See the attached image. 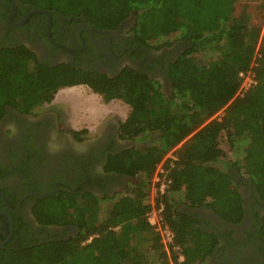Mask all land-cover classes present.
Listing matches in <instances>:
<instances>
[{"label":"trees","instance_id":"1","mask_svg":"<svg viewBox=\"0 0 264 264\" xmlns=\"http://www.w3.org/2000/svg\"><path fill=\"white\" fill-rule=\"evenodd\" d=\"M21 1L51 14L81 16L98 29L117 28L133 11L138 46L158 49L178 40L189 47L165 62L169 95L158 80L131 67L110 77L65 62H40L25 46L0 47V119L8 107L32 113L51 103L60 89L86 85L105 103L120 99L128 105L119 124L120 139L155 138L150 145H132L106 157L105 173L136 180L117 199L68 190L37 198L32 214L38 224H74L78 232L69 239L40 244L8 242L0 246V264L202 262L216 244V236L201 226L196 213L179 211L177 204L208 208L221 220L239 222L245 209L230 173L233 168L264 201V36L260 37V25L251 23L245 8L236 14L237 0ZM173 33L176 38L167 39ZM248 70L255 84L240 93L239 73ZM79 133L86 135L87 130ZM222 134L231 159L225 158L227 152L220 146ZM170 150L175 158L163 161V193L160 183H155V207L162 204L164 224L174 233L167 251L147 213L152 208L149 191L156 168ZM220 162L224 168L218 166ZM260 235L264 238V218Z\"/></svg>","mask_w":264,"mask_h":264},{"label":"flooded vegetation","instance_id":"2","mask_svg":"<svg viewBox=\"0 0 264 264\" xmlns=\"http://www.w3.org/2000/svg\"><path fill=\"white\" fill-rule=\"evenodd\" d=\"M14 3L12 11L11 0H0V47L25 46L40 62H65L110 77L124 67H131L158 80L162 91L167 93L170 81L165 62L174 60L189 47L178 40L169 50L165 46L158 49L138 46L133 11L117 28L98 29L81 16L51 14L21 0ZM37 10H46L50 16ZM48 26L53 42L47 36ZM68 108L54 101L32 113L8 107L0 119L2 245L11 241L40 244L69 239L78 232L74 224H38L32 208L39 197L68 190L87 191L100 199L115 200L136 182L133 177L107 174L103 170L110 153L133 145V141L119 137L122 119L106 114L96 124L92 121L87 126H74ZM83 129L87 130L86 135L79 133ZM230 173L243 196L245 213L239 222L221 220L208 208L176 205L179 211L196 213L201 226L216 236L211 252L197 264H264V238L260 235L264 201L235 168ZM179 259H183L180 253Z\"/></svg>","mask_w":264,"mask_h":264},{"label":"rangeland","instance_id":"3","mask_svg":"<svg viewBox=\"0 0 264 264\" xmlns=\"http://www.w3.org/2000/svg\"><path fill=\"white\" fill-rule=\"evenodd\" d=\"M263 0H237L236 1V14H238L243 8H245L251 16V23L254 25H260L261 34L260 37L264 36V10L262 8ZM176 38V34H171L167 37L169 40H174ZM171 49V47H166V50ZM169 90V88H167ZM169 95V91L167 92ZM55 103L58 105L69 106L68 110L69 113L74 115V112L71 110V103L73 101L82 102L86 107L95 110L94 116H98V120H100L104 115L109 114L111 117H119L123 119L128 111L129 107L126 103H124L120 99H112L111 101L105 103L102 101L101 96L97 93L92 92L86 85H77L67 88H62L58 91L56 96ZM67 100V101H64ZM92 111V110H91ZM220 116L221 112L215 114V116ZM95 118V117H94ZM155 141L154 136H150L148 138H141L133 141V145L135 146H142V145H150ZM220 146L227 152L226 159H231V155L228 151V145L224 134L220 136ZM173 151L170 150L167 154L172 153ZM167 154L165 156H167ZM173 154V153H172ZM164 156V157H165ZM164 159V158H163ZM159 164L156 168V171L159 169ZM221 168H224L222 162L218 164ZM159 172V171H158ZM156 174V173H155ZM159 183L162 182V177L159 173L158 175ZM156 177L154 176L152 179V185L149 191V200L152 198L155 200L158 193L156 191L155 183ZM174 199H178V195L174 194Z\"/></svg>","mask_w":264,"mask_h":264},{"label":"built area","instance_id":"4","mask_svg":"<svg viewBox=\"0 0 264 264\" xmlns=\"http://www.w3.org/2000/svg\"><path fill=\"white\" fill-rule=\"evenodd\" d=\"M239 75L242 77V82H241L240 89H239L240 93L243 92V90H246L255 84V79L253 77V73L251 72V70H248L247 72H240ZM166 158L174 159L175 156L172 153L167 154V156H165L162 162L159 164L160 165L159 169L157 170V172H155L156 174H154V176L157 179L156 180L157 182H159V179H158L159 173L160 175L161 174L164 175L165 171L163 169L162 164ZM165 186H166V183L164 182V179H163L158 188L160 193L164 192ZM156 191H157V188H156ZM149 201L152 204V208L147 213L148 222L154 227L155 231L159 233L161 242L164 248L168 251L170 247L173 245L174 233L167 227V225L164 224V220L161 215V211L163 208L162 204L159 205V207H155V200L152 198Z\"/></svg>","mask_w":264,"mask_h":264},{"label":"crops","instance_id":"5","mask_svg":"<svg viewBox=\"0 0 264 264\" xmlns=\"http://www.w3.org/2000/svg\"><path fill=\"white\" fill-rule=\"evenodd\" d=\"M57 93H56L55 98L53 100L54 102L56 101ZM64 101H67V100L64 99ZM77 101H79V100H77ZM77 101H73L70 105L71 110L74 112V115L72 113V124L74 126H87L92 121H93V124H96V122L98 120V118H97L98 116H96V115L94 116L93 113H95V110L91 109L89 107H86L82 102H77Z\"/></svg>","mask_w":264,"mask_h":264},{"label":"water","instance_id":"6","mask_svg":"<svg viewBox=\"0 0 264 264\" xmlns=\"http://www.w3.org/2000/svg\"><path fill=\"white\" fill-rule=\"evenodd\" d=\"M12 1V11H14V9H15V3H14V0H11ZM37 11H40V12H44V13H46L47 15H48V17L50 16V14L48 13V11H46V10H37ZM47 36H48V38H49V40H51V38H50V33H49V26H48V30H47ZM52 41V40H51ZM53 42V41H52ZM4 242L3 241H1L0 242V246L3 244Z\"/></svg>","mask_w":264,"mask_h":264}]
</instances>
